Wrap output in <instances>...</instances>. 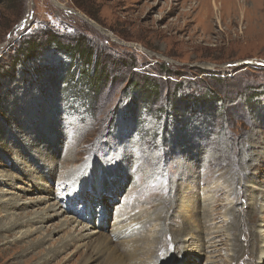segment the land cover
I'll use <instances>...</instances> for the list:
<instances>
[{
  "label": "rangeland",
  "instance_id": "rangeland-1",
  "mask_svg": "<svg viewBox=\"0 0 264 264\" xmlns=\"http://www.w3.org/2000/svg\"><path fill=\"white\" fill-rule=\"evenodd\" d=\"M94 172L100 194L82 198ZM203 192L218 197L211 233L229 235L185 264H236L229 227L243 217L233 235L251 245L264 229V0H0V223L59 204L0 264H85L125 217L135 249L168 231L166 264L179 198L204 219ZM85 225L94 238L66 245Z\"/></svg>",
  "mask_w": 264,
  "mask_h": 264
},
{
  "label": "bare ground",
  "instance_id": "bare-ground-1",
  "mask_svg": "<svg viewBox=\"0 0 264 264\" xmlns=\"http://www.w3.org/2000/svg\"><path fill=\"white\" fill-rule=\"evenodd\" d=\"M215 6L218 7V4L216 2H215ZM215 6H214V8L216 9ZM224 9H226V8H224ZM233 16H234V14H233ZM243 18L246 19L245 15L243 16ZM234 19H236V18H234ZM93 175H94V181L90 182V180H88V179L81 181V185H83L82 192H81L82 198H83V195H85L86 191L88 190L87 189L88 187H95L96 188L95 192L97 194H100L98 192V190H100L99 175H96L95 172ZM3 192H6V191H3ZM210 192L209 193L203 192L201 194L202 195L201 197H203V199H201V197H198V195H197V197L199 199H201V201L203 202L202 205L204 206L203 208L205 211L204 212L205 217L203 219L201 212H199L198 217L195 218L194 221L190 220L191 217H189V214L188 215L185 214L186 220L184 219V215H183V211L185 213H188L189 211L192 210V208H193L192 202L190 203V202L186 201L187 203H183L181 201L182 198H179L180 205L176 206L175 210L174 209L173 210H174L175 214L181 213L179 215L174 214V216L177 217L178 219H181L182 224L177 225V229H176V231H174V234H173V237L176 239V240L175 239L174 240L177 242V244L175 243V241H173V239L171 240L170 246H168L169 242L168 243L166 242L167 245L164 248V250H166V248L168 247L167 248V254H169V256L167 255L166 264H185L186 261L184 258L195 256V250L197 247H202L201 244H208L209 246H207V247L215 248L222 243V240H223L222 236L227 237V235H229V234H225V232H222L223 231L222 228L218 225L215 226V230L213 231V233H211L212 229H211V227L208 226V223L210 224L213 222V224H214L215 222H217V219H218L217 213L219 211H217V208L215 207V203L217 206L218 197L216 198L214 194L210 195L211 194ZM229 196H230V194H228V197ZM205 197L209 198V199L207 198L208 202H206V203L204 202ZM262 197L264 198V196H262ZM258 200H259V203L255 204L253 208H254V210H257V212H259L258 216L261 217L263 220L264 219V215H263V213H264V199L260 202V200H261V196H260L258 198ZM242 201L243 200L236 201L234 203V206L238 208L239 203H241ZM3 202L5 203L6 201H3ZM7 203H10V202L7 201ZM20 204L21 203L16 202L14 205H16V207H19ZM58 205L59 204L56 203L57 208H54V210H49L48 213L46 211V212H44L45 214H42L38 211H35L33 214H31L25 218L16 217L15 219L11 218L8 223H3V224L0 223V246L4 245V244L7 245L3 249L0 248V253H1L0 255L3 256L5 250L6 251L13 250V254H11V255H14L18 252L19 248L22 249L24 246L20 245L21 240L23 238L27 237L32 231L37 229V227L33 228V226H35V224H39V223L43 224V223L47 222L48 220H50V218H52L53 216H57L59 214L57 212L59 210ZM84 207H85V211H81V216H84L85 214H87V209H89V211L92 215H93V212H95V210L91 208L90 201H87L85 203ZM50 211H53L54 213L50 214ZM234 211H235V209H234ZM252 211H247V213H248L247 215L252 214V216H253L255 211L254 212H252ZM84 212H85V214H84ZM0 214H1V211H0ZM260 214H262V215H260ZM227 217L229 219H231V216L229 214ZM242 218L243 217L236 220L237 222L235 221L236 223L234 222L233 225L229 227L230 235L232 238L231 250L233 251V253H232L233 257L231 258V263H233V261H235L234 263H236V264H238V263L239 264H264V229H263V227H260L259 230L255 227L256 225L253 228L251 227V232H252L251 236L253 238H251V236H250V240L255 239V243L252 241L253 242L252 245L250 244L251 243L250 240H249L250 241L249 244L248 243L242 244L241 242H238L237 240H239V239H235V237L233 235V232H237V234L239 236V234L242 231H245L244 229H242V226L245 223L242 221ZM98 219H99V217H98ZM128 219H129L128 217L118 218V222L113 227L114 228V230H113L114 236L113 237H109V236L107 237L106 236V237H99L98 239L95 238L98 241L92 246L93 247L92 248V254H89L86 257L85 264L93 262L95 260V256H98L100 252H104L106 254L104 264H158L159 259H162V257H163V255L161 254V251L163 249H162V247L160 248L159 246L163 243V240H165V238L168 236V234H167L168 231L165 232V237H161V235H162L161 231L164 228L158 232L159 233L158 239L156 240V244L154 247H152V245H151L152 248L147 247L148 249H145V248H139L138 247L137 249H135L134 247L132 248V246H134L135 244L132 246H129L126 244L128 242V236L130 234V226L127 224L120 223L121 221H123V220L127 221ZM229 219L226 220V221H228V223L231 222ZM250 219L247 218L246 221L248 222V221H250ZM226 221H225V223H226ZM255 221L257 222L258 218L255 219ZM100 224H101V222H99L98 225L94 224L95 225L94 227L99 228ZM193 224H195V225H193ZM261 226H263V224ZM219 227H220V229H219ZM83 228H86V230H88V232L87 231L82 232ZM82 230L81 231L78 230L77 234L73 233V235L66 241V245H71V244H75L76 242H82V241L88 240L90 238H94V235L96 234V231L90 229L89 227L87 228L86 225L84 227H82ZM196 231H198V233H196ZM12 234H14L15 237L13 240H9V237ZM107 235H108V233H107ZM184 235L187 236L185 239L186 242L184 245H181V243L184 241V238H183ZM211 237H213V238H211ZM150 238H152V236H150ZM192 239H194V240H192ZM241 239L243 242L247 241V240L244 241L245 237H242ZM166 241H169V240H166ZM260 244L262 245V248H261ZM176 246H178V247H176ZM251 247L253 250L252 253L250 252L251 253L250 254L249 252H247L248 254H245L243 256V252L246 253V251L249 248L251 249ZM176 251L178 252V254H176ZM144 255L149 256L148 260H142L140 258V256H144ZM200 256H202L201 253L196 254L195 258H198ZM176 257H178V259H176ZM233 258H236V260H233ZM164 260H165V258H164ZM162 263H160V264H162Z\"/></svg>",
  "mask_w": 264,
  "mask_h": 264
},
{
  "label": "trees",
  "instance_id": "trees-1",
  "mask_svg": "<svg viewBox=\"0 0 264 264\" xmlns=\"http://www.w3.org/2000/svg\"><path fill=\"white\" fill-rule=\"evenodd\" d=\"M51 38H53V37H51ZM59 43V42H58ZM41 45L40 44H38V43H34V42H32V43H29L28 44V46L25 48V52H23L22 54H23V56H26L27 58L29 57H32L33 55H37V54H39L40 53V51H39V49L41 48L40 47ZM74 49H76V46L74 45V46H72ZM66 49V48H65ZM69 52H71L70 50H69ZM72 53V52H71ZM94 78V77H93ZM174 108L175 109H177L178 107H177V103H174Z\"/></svg>",
  "mask_w": 264,
  "mask_h": 264
}]
</instances>
